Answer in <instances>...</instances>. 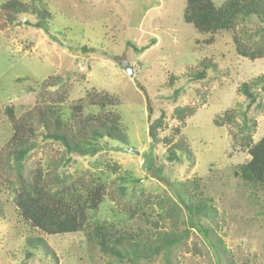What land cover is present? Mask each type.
<instances>
[{"label": "rangeland", "instance_id": "rangeland-1", "mask_svg": "<svg viewBox=\"0 0 264 264\" xmlns=\"http://www.w3.org/2000/svg\"><path fill=\"white\" fill-rule=\"evenodd\" d=\"M5 1L0 0V5ZM22 1L48 10L57 41L36 29L35 16L30 15L19 16V25L0 31V147L12 133L4 109L12 107L18 117L43 102L41 83L48 77L59 78L50 92L62 86L66 90L59 105L63 112L87 92H105L113 97L112 110L120 115L127 144L99 140L97 154L73 155L72 162L61 168L73 175L85 173L87 183L104 185L106 195L96 211H89V223L135 233L167 231L173 227L160 218L156 205L148 204L145 216L130 218L108 192L124 188L127 196L142 191L166 198L171 197L167 183H186L215 209L217 234L234 264H264V192L235 175L250 157L232 145L228 133L232 125L214 123L225 112L241 123L247 100L239 88L264 75V59L237 55L232 32H219L210 42L208 34L185 24L186 0ZM245 27L253 32L264 29V22L251 18ZM203 60L215 64L216 70L194 81L191 75ZM259 99L264 104V93ZM194 105L195 113L180 125L174 110ZM247 116L256 121L252 136L256 142L264 137V111L251 108ZM158 118L162 124L154 142L153 167L162 168L163 180L146 169L153 143L149 126ZM163 139L170 144L183 140L190 157L176 152L180 162H167L168 145ZM61 150L54 143L44 148L53 156ZM44 152L37 159L45 157ZM12 199V190L0 184V264H120L101 253L86 231L47 236L32 229L17 214ZM179 216L176 233L186 228L188 233L173 249L172 264H216L200 234ZM33 237L43 239L56 263L27 247V239ZM141 264L167 263L159 254L151 263Z\"/></svg>", "mask_w": 264, "mask_h": 264}, {"label": "trees", "instance_id": "trees-1", "mask_svg": "<svg viewBox=\"0 0 264 264\" xmlns=\"http://www.w3.org/2000/svg\"><path fill=\"white\" fill-rule=\"evenodd\" d=\"M35 16L33 26L43 31L53 41L52 16L46 8L22 0H7L0 5V31L19 25V16ZM256 18L264 22V0H222L219 4L212 0H186L182 20L199 34H208V41L219 32H232V40L237 55L250 60L264 59V29L248 32L245 23ZM30 25L28 22H24ZM241 26V29L237 28ZM86 51V48H82ZM192 73L194 81L203 80L208 70H216V65L208 60L198 64ZM59 84L58 77H48L41 83L43 102L35 104L20 116H15L12 107L4 113L11 128V136L0 147V184L7 185L13 193V205L17 214L32 229L47 236L75 234L86 231L88 239L97 244L101 253L118 263H151L162 254L167 264H172L174 248L183 243L187 228L176 233L179 215L185 218L184 224L193 228L207 245L216 264H234L232 256L217 234L216 211L207 199L201 197L186 183L172 186L167 183L171 197L159 195L146 196L142 191L127 196L124 188L118 192H108L110 200L130 218L145 216V207L154 204L158 207L162 220L167 219L173 228L167 231L126 232L105 224L89 223V211H96L102 203L106 190L103 184L85 181V173L73 175L61 170L72 162L73 155L94 156L100 151L98 141L109 139L127 144L126 133L120 115L112 110L113 97L105 92L90 91L63 112L59 105L65 96L64 86L54 91L49 87ZM240 93L247 100L246 109L241 113V123L236 124L234 115L225 112L214 120L215 125H232L229 130L232 145L246 151L249 161L238 166L235 175L264 192V137L253 142L256 128L254 118L247 112L253 108L264 111L260 93H264V75L243 83ZM198 106L177 107L174 110L180 125L191 117ZM162 118L154 120L149 126L150 144L146 159V169L155 178L163 180L162 168L154 169L153 150L157 141V130ZM180 133V127L174 129ZM168 145L166 161L180 162L176 152L190 157L183 140ZM48 143L59 145L62 150L55 156L44 152ZM45 157L37 159L38 153ZM205 221L208 223L205 224ZM27 247L39 250L56 263V258L41 237L27 239ZM31 257V253H26Z\"/></svg>", "mask_w": 264, "mask_h": 264}, {"label": "water", "instance_id": "water-1", "mask_svg": "<svg viewBox=\"0 0 264 264\" xmlns=\"http://www.w3.org/2000/svg\"><path fill=\"white\" fill-rule=\"evenodd\" d=\"M127 72H128V74H131V71L129 69H127Z\"/></svg>", "mask_w": 264, "mask_h": 264}]
</instances>
